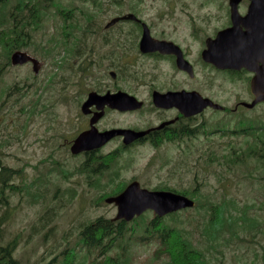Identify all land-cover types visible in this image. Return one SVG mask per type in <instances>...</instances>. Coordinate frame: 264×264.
<instances>
[{
	"label": "rangeland",
	"instance_id": "obj_1",
	"mask_svg": "<svg viewBox=\"0 0 264 264\" xmlns=\"http://www.w3.org/2000/svg\"><path fill=\"white\" fill-rule=\"evenodd\" d=\"M117 1L101 0L100 6L93 9L88 0H50L48 7L40 10L41 23L38 22L32 30L30 47L22 50L39 60V73L34 75L31 65L13 67L10 63L0 72V165L15 172L10 181L14 188L10 192L5 190L9 213L3 233L5 240H17L19 246L14 257L21 264H47L55 256L57 261L53 264H63L61 253L66 247L75 248L65 252L64 263L69 262L71 255L75 256V264L77 261L78 264H93L95 257L99 260L96 252L87 255L79 247L75 228L85 218L102 216L113 220L116 207L106 204V197L100 201L101 196L132 180L138 181L142 188L149 191L154 188L193 189L188 185L193 177L188 174V169L180 168L184 159L187 158L188 162L190 158L184 154L182 162L176 163L180 159L176 157L178 151L186 150L185 144L163 143L157 150L151 146L132 148L115 157L107 155L117 148L118 143H114L99 151L95 157H103L104 162L110 163L108 171L96 178L99 186L88 185L86 176L77 171L80 164L86 160L90 164L92 158L72 156L68 151L69 142L87 128L88 119L80 114L79 107L87 93L97 89V85L91 83L92 80L108 75L113 69L109 66L110 59L104 57L108 56L111 47L104 46L102 41L103 37H107L103 28L112 17L136 12L135 15L150 25L155 34L166 33L169 37L188 41L194 59L200 48V38L213 35L227 23L226 14L219 10L225 6V0ZM90 13H93V19ZM3 17L4 14L0 13V24L6 22ZM86 27L89 33L80 50L92 53L89 55L87 52L81 58L90 56L94 64V68L90 65V73H96L81 75L72 68L80 67L85 59L80 61L70 56V52L75 39L80 38L81 29ZM67 34L71 37L66 44L63 35L65 37ZM51 43L55 45L52 49L54 58L45 56L51 48L46 46ZM133 48L126 70L129 76H126L127 80H118L116 86L130 94L137 92L143 97L144 89L139 86L143 81L138 78L153 69L148 59L133 57ZM75 60L80 63L74 64ZM4 63V53L0 48V67ZM52 64H55L54 70ZM70 64L72 66L69 68ZM164 69L167 70L166 67ZM248 78L247 75L237 77L200 71L193 87L201 88L208 95L219 96L222 103L230 106L239 99L251 101L247 91ZM106 79L98 85L103 91H107L109 85L112 86L108 76ZM205 81L214 84L209 85L211 89L207 90ZM38 88L39 91H36ZM257 110L258 116L263 119L264 105ZM154 120L155 116L147 110L133 114L109 112L101 119L100 128H141ZM210 120L214 121L215 118L210 117ZM222 121H225L224 118ZM222 128L219 127V130ZM229 135L231 133L226 131L221 133L222 137L214 135L207 141L189 144L194 155L192 173L199 178L206 176L207 179V185L197 190L194 197L202 204L206 203L205 207L212 203L225 204V208L231 209L234 216L227 215L223 220L234 219L237 223L235 232L241 239H224V244H219L220 240H217L212 246L252 248L264 253V161L255 156V160L235 159L239 151L248 147L249 142L245 137L242 140ZM176 165L177 173L170 176ZM238 171L241 176L245 172L252 176L237 179ZM111 172L117 176L113 183L107 179V174ZM54 206L58 210L52 223L46 229H33L34 225L38 227L39 217L44 211ZM208 216L207 209H193L161 219L167 225L184 230L182 234L190 239L191 242L185 237L194 247H205L211 232H216L215 226L206 227ZM140 217L138 221L145 224L154 214L147 210ZM131 224L133 221L127 227H132ZM224 232L231 233L228 230ZM143 236V231L138 230L132 237L128 235L124 240L117 241L110 255H116L123 264H164L168 261L167 256L158 255V252L163 251L159 242L153 240L143 243L140 241ZM120 245L125 247L123 254H120ZM179 248L180 241L177 238L167 245L166 250L171 252L173 262L182 257L178 253Z\"/></svg>",
	"mask_w": 264,
	"mask_h": 264
},
{
	"label": "flooded vegetation",
	"instance_id": "obj_2",
	"mask_svg": "<svg viewBox=\"0 0 264 264\" xmlns=\"http://www.w3.org/2000/svg\"><path fill=\"white\" fill-rule=\"evenodd\" d=\"M113 1L118 2L117 0ZM88 2L91 3V7L93 9L99 7L102 3L101 0H88ZM224 4L225 6L219 8V10L222 13L226 14L227 23L219 27L213 35L206 36L205 38H200V48L195 59L192 55L191 44L188 41H186L185 39H176L169 37L166 35V33L155 34L150 25L138 18L135 15L136 12L134 11H130L120 16L112 17L105 24L103 29L104 35H107V37H103L102 41L104 43V46H110L111 50L108 52V56L104 57L110 59L109 66L113 69L108 72V75L105 74L104 76L98 78L95 77L91 83L97 85V89L90 92H95L99 95H105L107 93L110 95H114L117 93L127 94L133 96L138 102H141L142 106L139 109L133 111H120L118 109H112L105 106L103 109V115L97 120L96 123H94L93 127L100 133L115 129L146 133L129 144L123 143V136H115L102 148L80 154L84 155V157L87 159L88 156H90L89 158H92V161L89 165H91V167H94L97 172H100V170L104 167H109L110 163L104 162L103 157H95H97L99 151H103L114 143H118L117 148H115L113 151H110L107 155H113L115 157H119L121 155L120 153L127 152L132 148L137 149L143 146H151L155 150H157L161 147L158 146L163 143H174L177 145L185 144L186 150L182 149L178 151L176 157L182 158V155H188V157L190 158V160L187 162L188 174L190 173L193 177V180L191 181V183L189 182L188 185L193 187V189L191 190L199 191V189H203L207 185V179L206 176L199 178L191 171V169L193 168L192 157L194 156L191 145L193 141H207V139L214 135L216 137H220L221 133L226 131L231 133V135H229L228 137L231 136L242 140L245 137L249 142L248 147L245 150L239 151V153L237 154V158L235 159L241 160L244 158H250L255 160V156L261 158L264 161V118L262 119L258 116L259 112L257 110L259 106L264 105V102H259L251 105L254 97L250 92L249 82L254 74L248 73L245 70L232 71L229 69H219L213 64L206 62L202 57L203 52L207 49L208 43L216 39L217 35L221 31L232 26L230 0H225ZM249 4V0H238V3L236 5L237 13L242 17L245 16L248 11ZM127 14H133L138 19V21L120 19ZM90 18H94L93 13H90ZM114 19H117V21L111 24V21ZM126 26L128 27V29H125ZM144 27L146 28V32L148 33L149 37L153 39L154 42L160 44L159 48L155 51L142 52L140 50V42L143 37ZM66 36L69 37V34H67ZM80 47L81 46H77L75 43L72 44L70 56H75V52H78L79 55L75 56L76 59H79L80 61L82 59H85L84 62H86V64L87 62L91 63L92 67L94 68V64L91 61L90 56L88 58H85L86 56L81 58L85 53L89 52V55H91L92 52L81 51ZM132 48L135 49L133 57L148 59L151 62L150 65H152L153 69L144 72L143 74H141L140 78H138L139 81H143V83L139 85L140 88L144 89L145 95L143 97L138 95L137 92L130 94L123 88L116 86L118 80H127L126 76H129V73L127 74L126 70L128 67L129 54ZM46 55H51V52L47 51ZM178 61L182 65H178ZM182 61H185V63L187 64H184V62ZM78 62L79 61L75 60L74 64L78 65ZM162 64L166 65L162 66ZM188 65H190V67ZM71 66L72 65L70 64L69 68ZM180 66H183V68ZM78 67H75V69H77ZM165 67L167 68V70L164 69ZM69 68H67L66 70H68ZM200 71H203L204 73L208 71H214L220 74L237 77L241 75H247V77H249L247 91L251 101L247 102L242 101L243 99H239L234 101L230 106H226L220 101L219 96L215 97L213 95H208L201 88L193 87V83L197 79ZM93 73L96 72H91L89 74ZM107 76L109 78V81L112 83V86L109 85L108 90L103 91L98 88V85H100ZM63 81L65 83L67 82L65 79ZM205 82L208 86L207 90L211 89L209 85H214L213 83H208V81ZM155 92L161 95L172 93L176 95V101L170 107H158L153 102V93ZM193 92L198 93L204 99H209L214 103L215 106L213 107L208 105L200 113H197L195 115L186 114L181 108L182 100L180 99V96L183 94H190V98L192 99ZM86 98L84 99V101L86 100ZM90 109L93 114L96 112H100L96 109L95 106L91 107ZM142 110H147L151 115H154L157 122L154 123V120L151 123L145 124L141 128H100L101 119L109 112L133 114ZM86 116H88L87 119L89 121L92 115ZM210 117L215 118V120L211 121ZM223 118L225 121H222ZM219 127L223 128L219 130ZM87 129H89V124L87 125V128L82 130L81 132ZM71 144L72 140L68 144V151ZM189 144L191 145L189 146ZM257 144H259V146H257ZM245 173L246 174H244V176H241V173L238 171L236 178L239 179V177L252 176V174L249 172ZM116 178V173L111 172L107 174V179L110 183H113L112 181ZM97 184L96 186H99V183ZM206 189H211V187H206ZM219 206V210L222 212L223 217L227 216V212L229 211V209L225 208V204H219ZM194 207L187 208L186 210H193L196 208ZM195 210L198 211L200 209L196 208ZM229 213H232L231 209ZM236 225L237 223L235 222L234 227H236ZM221 228V230L211 232V235L209 236L210 238L206 240L205 247H194L192 243H190V239L186 237L190 241H188V243H190L191 246L186 250V253H189L190 256H186L187 262L184 264H264V253H260L259 250L254 251L252 248L235 249L231 247H223V245L222 247L212 246V244H214L217 240H220L219 244H224L226 242V240L224 239L233 240L234 238H242L237 234V232H235L236 228L233 231H230L231 233L224 232L225 229L223 228V226H221Z\"/></svg>",
	"mask_w": 264,
	"mask_h": 264
},
{
	"label": "water",
	"instance_id": "obj_3",
	"mask_svg": "<svg viewBox=\"0 0 264 264\" xmlns=\"http://www.w3.org/2000/svg\"><path fill=\"white\" fill-rule=\"evenodd\" d=\"M250 4L245 16L237 13L238 0H230L232 26L221 31L216 39L208 43L203 52V59L219 69L246 71L253 73L250 80V92L254 99L251 105L264 102V0H249ZM122 20L138 21L133 14H127ZM117 19L111 21V24ZM160 44L154 42L146 32L140 42L142 52H152L158 49ZM12 66L31 64L32 72L38 74L40 62L24 51H15L10 56ZM185 63V61H182ZM178 65H182L178 61ZM190 67V65H188ZM183 68V66H180ZM176 95L167 93L161 95L153 93V102L158 107H170L176 101ZM182 110L186 114L200 113L208 105L215 106L209 99L202 98L198 93L181 95ZM187 99V103H186ZM95 106L100 112L92 114L89 120V129L80 133L70 147L72 155L89 152L101 148L115 136H123V143L129 144L146 132H134L131 130L115 129L106 132H98L93 126L103 115L105 106L120 111H133L142 106L133 96L117 93L114 95H99L90 92L87 99L81 105L80 111L84 115L91 114V107ZM218 107V106H217ZM216 108V107H215ZM105 203L116 207V216L113 221L130 222L134 217L140 216L147 210H151L159 218L186 208H192L194 202L186 196L172 191H149L142 188L137 181L129 183L117 196L108 197Z\"/></svg>",
	"mask_w": 264,
	"mask_h": 264
},
{
	"label": "trees",
	"instance_id": "obj_4",
	"mask_svg": "<svg viewBox=\"0 0 264 264\" xmlns=\"http://www.w3.org/2000/svg\"><path fill=\"white\" fill-rule=\"evenodd\" d=\"M50 0H0V13L4 14L3 19H6V22L0 24V48L3 50L5 63L2 67H0V72L3 70L4 66L9 65L10 63V55L16 50H24L30 47L32 42V30L37 26V23H41V19L39 17L40 10L42 8H46L49 5ZM41 6V7H40ZM35 26V27H34ZM80 38L75 39V44L77 46H81L89 33V28L81 29ZM66 43H69L70 38L68 36L63 37ZM55 46L53 43L47 45L46 47H51L53 49ZM47 52V51H46ZM79 53L75 52V56H78ZM46 57L54 58L53 55H45ZM90 65L91 63L84 62L80 67L75 69L76 73H80L81 75H86L90 73ZM52 69L54 70L55 64H52ZM12 89V88H11ZM39 91V88L36 90ZM185 162H182V158L178 159L176 163H181L180 168L187 169V158L184 159ZM177 165L173 168L170 176L177 171H175ZM109 167H104L97 172L94 167L87 164V160L84 161L83 164H80L77 171L86 176L87 184L90 186H96L98 183L99 176L106 171H108ZM15 172L7 167L0 165V211L4 209L3 213L0 212V264H21L20 261L14 257V253L17 250L19 244L16 239L5 240L3 233V226L8 223L7 215L9 213V200L8 195H5V190L8 192L12 191L14 185L10 184L12 179V174ZM98 185V184H97ZM123 187L119 189L111 190V192L104 193L101 196L100 201L107 196H115L119 194ZM155 190H171L166 188H155ZM19 192L20 190L17 189ZM173 192L189 196L191 198L194 197V194L198 192L197 190H172ZM196 208L199 209H207L209 212L208 222L206 227H216V231L221 230V226L225 230L233 231L234 227V219H225L226 216L223 217L222 212L219 210V204H210L208 207H205L207 204H202L200 201H196ZM232 207V205H231ZM58 207H49L44 213L39 217L38 227L33 226V229H46L53 221ZM230 211V210H229ZM228 213V217H232V213ZM139 218H135L133 220L132 227H127V224L124 222H113L108 218L97 216L95 218H85L86 220L81 221L76 226V235L79 241V247L84 249L87 255H92L93 252L98 254L99 260L97 257L93 260V264H123V262L117 257L110 255V251L115 243L119 240H124L128 235L132 237L136 231L142 230L144 235L140 238V241L148 242L156 240L159 242V245L162 247V252L167 253L163 254L162 252H158V255H165L168 258L164 264H174L180 263L184 264L187 262L186 250L190 248V243L186 240V236L182 234L184 230H179L172 225H167L163 222V219L153 217L150 221L143 224L138 220ZM174 238H177L180 241V248L178 253L182 255L181 259L177 262H173L171 252H167V245L169 242H174ZM75 248V247H72ZM71 247H66L62 250V259L61 262L63 264H75L74 259L75 256L71 255L68 263H64V254L66 251L72 249ZM123 254L125 247L120 245ZM76 254V253H75ZM74 254V255H75ZM57 261V256L51 259L47 264H53ZM57 264H60V262ZM78 264V261L77 263Z\"/></svg>",
	"mask_w": 264,
	"mask_h": 264
}]
</instances>
